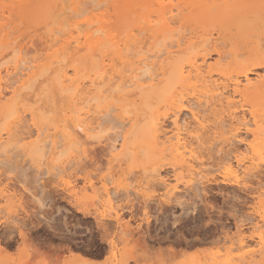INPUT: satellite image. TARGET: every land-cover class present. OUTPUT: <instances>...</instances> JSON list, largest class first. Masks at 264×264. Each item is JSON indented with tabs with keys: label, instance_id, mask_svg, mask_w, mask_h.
Wrapping results in <instances>:
<instances>
[{
	"label": "bare ground",
	"instance_id": "bare-ground-1",
	"mask_svg": "<svg viewBox=\"0 0 264 264\" xmlns=\"http://www.w3.org/2000/svg\"><path fill=\"white\" fill-rule=\"evenodd\" d=\"M9 1L13 3L19 2L17 4L20 5L24 0ZM115 1L118 3L120 0ZM103 2L101 1L98 3L96 0H90V2L88 0H73L72 10L70 9L71 7H69V9L65 8L68 4L65 2L63 10L65 12L61 10L63 13H58L56 16L57 19H59V16L63 17L65 13L67 14V11L69 13L73 12L70 14L68 13L71 15L70 18H72V16L81 18L76 20L73 24H70V29L68 30V28H66V33L64 30L62 31V29L59 30V28L56 30V26L54 31L51 30L52 33L48 35V39H45L46 42L42 45L44 46V44H46L45 48L43 47L46 55L33 53L35 52L33 49L32 52L24 45L18 44V46L15 44L17 45L15 46L14 41L8 40L10 36H4L5 38L3 43H0V48L5 47L4 50L10 49L6 55H9V53H11V55L9 58L5 57L0 62V117L2 116L0 118V167H3L5 161H8L7 159L4 160L3 157L6 158V155L8 156L12 151L14 152L15 148L20 150L21 147L23 148L22 150H26V155H29L27 158L32 159L33 163L35 161L39 162L40 165H42L41 162H46L45 158L49 155L47 159L53 164L49 169L54 170L53 172L57 170L53 176L61 175L62 177L68 178L67 181L66 179L65 181L68 188L67 192H69L71 198L73 197L77 200L79 197L78 193H81L80 195L83 196V198H87L96 204V211H98L100 219H105L107 217L112 218L113 221L116 222L117 228L125 229L122 232H124V234L127 233V235L131 233V229L129 232L126 229L129 223L124 221L123 212L125 203L122 204V201L134 194L136 197L144 199L146 201L145 203H147L148 200L156 198L158 195H153L155 190H157H154V184L156 187L163 190L157 197L161 199L162 203L163 201L169 203L176 199L178 194L180 195L183 188L189 189L196 187L197 184L201 185L210 181L215 171L218 172L223 182L242 187L248 186L252 181L251 178L255 176L260 177V173L262 174V172H264V156H262V153H264V72L262 73L258 70L260 69L261 71L262 69L264 71V36H260L262 34L261 29L263 30L264 27L262 28V24L260 25V29L258 28L260 26L257 27L258 31H260V35L255 36L256 40H253V42L251 40L253 44L252 47L249 48L247 46L248 49H250L248 57L242 54L245 50H242L243 52L241 51V54H236L232 49L228 48L227 42L224 43L213 38L214 35L211 32L205 33V36L204 34H193L190 31L191 33L189 32L188 34L187 32V35L186 32L184 33L186 30H181L182 24H179L184 16V11L190 10L192 12L196 10L197 13H203L205 9L207 10L217 6L218 8H224V11L227 13L234 8L241 9V5H251L254 1L127 0L124 2L127 5L125 8L136 6L137 9L140 8L144 10L141 15V21L145 23L143 26L136 28L138 33L133 31L128 37H121L119 31L112 26L111 20L114 16L112 13L109 14L107 9L108 5L106 8L102 7V5L105 6ZM219 4H222V6L219 7ZM22 5H24V3ZM20 7L21 6H19V8ZM51 10L53 9H50V13ZM217 10L218 9L215 11ZM4 13V11L3 13L0 12V35H2L4 30L3 27L8 25L1 23V21L5 20V17L8 16V14L4 16ZM50 13L47 14L50 15ZM51 14L53 17V13ZM206 15H208L207 12ZM193 16L195 17L197 15L194 14ZM65 17L67 19L68 16ZM53 18L52 23H54L55 20V17ZM196 18L197 17H195V19ZM63 19L62 21L64 23H62V21L61 23L68 27L65 19ZM244 21L245 20H243V22ZM19 23L21 24L20 21ZM144 30H150V33L152 31L155 35H163L162 38H164L165 35L166 39H161V41L159 39L154 47L155 49L144 50L141 46V38L143 37H139ZM251 37L254 39V36ZM167 39L171 40H168L169 42L167 43L165 42ZM37 41L40 42L39 39ZM198 41L201 44L196 48ZM34 45L38 48L42 47L40 46L41 44L36 46L35 43ZM109 45H111V47H116L115 52L109 50ZM103 46L105 49H103ZM30 47L33 48L32 46ZM41 49L42 48L37 49L36 51H42ZM195 49L199 51L193 54L192 57H187V60L180 63L178 61L177 65V62L173 65V67H175L174 69H172L173 67L170 69L172 71L171 75H165L166 79L167 75L170 76L168 78L169 81H167L169 83H165L167 84L166 86H161L162 79H160L159 76L162 72H157L156 69H161V64L163 62L162 56L164 54L170 56V54L175 52H177L178 55L184 54L185 52H191L192 54L193 51H196ZM99 50L103 51L102 55L97 57L94 61V65H96L97 69L93 72V69L91 70L89 68V71H92V73H86V78L82 77L81 79V77H78L82 74H79L80 71L74 64L72 65L74 62L76 63L78 52L85 51L93 56ZM30 51L32 53L30 55L34 54V56L39 57H33V59L30 57L32 60L29 59V57L27 58V56H30L27 55ZM41 53L39 52V54ZM191 54L187 55L190 56ZM44 59H47L48 62L41 67V62ZM68 60L70 61V65H66ZM118 63L121 66L128 65V69L126 67L124 68V66L118 69L119 65L116 67ZM229 64H232V67H229ZM68 66H72V68H70L71 70ZM235 66L236 69L234 68ZM39 67L41 69L38 74L34 69ZM237 68H240V72H237ZM49 70L53 71L50 77L51 87L60 97L65 99L63 101L66 102V109H64L63 112L68 110L64 115L61 114L56 116L57 122H64V129L60 133L62 139L50 136L45 137L47 131H50L49 124H51L46 122L48 121L46 120L47 114L45 116V113L42 112L45 108L40 109L41 107H39L40 112H42L40 113L41 118L42 120L44 119L48 125L45 123V126H41L42 120L41 122H34L36 120H33L36 119L35 111L37 108L28 109L27 107L25 109L24 102L21 103L20 101L21 92L33 88L36 80L45 75ZM170 70L168 73H170ZM70 71L74 74L71 75ZM135 89L139 91V95L147 92V90L150 93L152 91L150 89H160L159 91H161V93L160 95H155V97L160 96L157 98L158 100L154 98L157 101L155 104L153 102L150 106L148 105L149 107H146V109L149 110L147 112L151 113L149 117L144 119L145 121L139 123L136 127H134L135 124L133 122V128L131 130L123 134H121L122 131H120V135L115 134L114 131L117 129L116 126L119 128L123 127L128 124V121L124 122L125 120H120V122H118L115 119L118 124L115 122V124L112 125V122L114 123V116L110 114L116 107L115 104H112L111 100L116 94L126 98L128 95L132 94ZM157 91L158 90H156V92ZM149 93L147 92L146 95ZM40 95L42 96L41 92ZM127 98L129 99L130 97ZM23 99L25 98L23 97ZM114 101H117L116 103L118 104L119 100L114 99ZM19 103H21V107H18ZM35 103H33V105L31 103L30 106H34ZM147 104L146 102L145 105ZM70 105L71 110H69ZM5 106H8L9 110L2 115V109ZM126 107L128 108L129 106ZM126 107L123 108L124 111L122 112L125 115L131 114ZM164 107L165 109L166 107H170L171 112L169 110L168 113H162L161 110ZM51 110L49 111L50 113ZM54 110L55 109H53V112ZM27 111L31 116L30 119L33 120L31 124L33 128H30L29 131L27 130L28 132L24 131V129L23 131L21 130V127L27 122V118H29V115L27 116ZM142 115L144 116L145 114L143 113ZM51 122H53V120ZM107 123L108 126L106 125ZM54 124L58 126L57 128L61 127L58 125L59 123ZM114 127L116 129L112 134L109 131ZM109 133L110 137L107 136ZM111 134L116 136L113 137ZM138 136L140 137L139 141L143 144V148L141 147L142 150L140 149L143 156L147 159L149 157L156 158L158 161L162 160L158 168L161 169V167L169 165L171 166L169 170L172 171V175L164 176L157 167V169L153 168L151 170L147 168L141 169L139 174L131 169L133 174L132 177L135 176L134 173L140 175L141 172L140 178L137 176L134 181L129 178L134 184L128 181L129 184L126 186L124 185V191L126 193L123 191L124 195H122L121 190L123 186L113 181V174L116 172V169L118 170L122 165H125L124 162L127 159L131 160L133 157H136V152L129 146V143H131L130 141L133 143V139L137 142ZM119 138H122L123 142L118 145ZM63 141H67L68 145L64 146ZM104 143L106 145L105 151L107 150L106 153L103 151L107 154L104 156L109 158V163L115 162L112 163L113 165L110 167L106 164V168H110L106 174L98 175L95 169L94 172L97 173L86 175L80 182L82 183L80 185L76 176L73 175L72 170L76 169L78 165H83L82 162H85V159L92 156L91 152H93V147H95L96 144ZM237 143H240V146L243 145L244 148H237ZM215 146H220L217 152H224V155L221 156L222 154L219 155L217 153L221 157L219 159L215 158L220 161L216 163L215 160L216 165L214 169L210 166L212 163L207 165L204 151L215 150ZM212 152L214 151L212 150L211 154ZM25 153L22 155L24 156ZM95 153L93 152L92 154L95 155ZM100 153L101 152H99V154ZM97 156L95 155L93 158ZM213 156L211 155L208 157L206 154L207 159L209 158L208 161L211 160L210 158L213 159ZM13 157L14 156H12V159L14 160ZM96 159H98V157ZM24 160L26 161V158ZM11 162L12 161H9V164ZM13 162H15V160ZM128 162L126 164L127 166ZM9 164L7 162V168ZM84 164L86 165V163ZM100 164L102 165V162ZM100 164L98 166H100ZM207 166L213 169H208ZM10 167L12 168V165ZM100 168H102V166L98 169L100 170ZM6 169H4L6 172L2 171L4 174L11 170ZM169 170L167 171L170 172ZM48 172H50V175L52 174L51 170ZM1 175L2 173L0 172V176ZM44 175H46V173ZM8 178L9 177L5 176L3 179H0V183L3 182L2 180H8ZM259 179L261 181L258 182V180H256L258 182L256 184L257 186L254 187L252 191L254 192V198L259 199V201L264 204V182L262 181L264 179ZM10 182H7L5 187L2 186L4 188L1 190V225H4L9 220H12V222L9 221L11 223L17 221L15 219L18 215L15 217L13 211L9 209L7 205L9 203L16 204L23 201L24 193L20 191L22 186L20 190H17L20 186L15 188ZM194 189L195 188H193V190ZM26 191L28 192V190ZM138 198L137 201H139ZM181 198L179 196L178 199L180 200ZM129 199L132 200V198ZM3 203L4 205H2ZM139 204L142 206L143 203ZM144 214V216L147 215L145 218L146 220L150 218L148 212L144 211ZM250 216L253 217L252 214H250ZM256 216L257 217L253 221L252 218L249 217L248 219L245 218L241 220L239 224H236L237 235L233 237L230 236L228 239L225 237L226 239L224 242L229 243V246L222 247L225 249L224 253H222V248L219 247L220 250L215 253L204 256L203 258L200 257L201 259L198 260L192 258L193 260H188L187 264H255L256 261L259 260L258 258L264 256V211L258 213ZM249 231L251 232L248 233ZM129 239L130 238L126 236L122 240L124 243L126 242V246L130 243ZM110 243L111 249L115 250L116 243L114 240ZM87 262L85 263L88 264Z\"/></svg>",
	"mask_w": 264,
	"mask_h": 264
},
{
	"label": "rangeland",
	"instance_id": "rangeland-1",
	"mask_svg": "<svg viewBox=\"0 0 264 264\" xmlns=\"http://www.w3.org/2000/svg\"><path fill=\"white\" fill-rule=\"evenodd\" d=\"M88 1L90 2V0ZM96 1L98 3L101 1L102 2L107 1L106 2L107 4L103 2L105 6L102 5V7L106 8L107 5L109 6V7L107 6L109 14L112 13L114 16L113 17L114 19L112 18L111 20L112 26L119 31L121 37L123 36L128 37L131 34V32L137 30L136 28L143 26L145 24L144 22L141 21V15L144 12V10L140 8L137 9L136 6L125 8L127 5L124 2L127 0H120L118 1V3H116L115 0H96ZM253 1L254 3L251 4L252 5L251 7H242L241 9L234 8L233 10L227 13L224 11V8L222 9L221 7L222 4L218 5L221 8H218L217 6L214 8L209 7L210 9L207 10L205 9L204 10L205 12L203 13H197L196 10H193L192 12L190 10H189L190 12L184 11L183 13L184 16L179 23L180 25L182 24L181 30L183 29L186 30V31L183 30L184 33L186 32V34L187 32L189 34V32L191 31L193 34L194 33L200 35L204 34L205 36H206L205 33L211 32L214 35L213 38L218 39L219 41L224 43L227 42L228 48L232 49V51H234L236 54L238 53L241 54L245 50L244 53L242 54L248 56L250 50L248 49V47L249 48L252 47L253 40H256L255 36L260 35L259 34L260 31H258V28L260 29L261 26L262 28L264 27L263 26L264 12H262L260 8V0H253ZM65 2L68 3L66 6L64 4ZM17 3L19 2L13 3L9 0H0V12L3 13L4 11L5 12L4 16L8 14V16L5 17V20L1 21V23H4V25L6 24L8 25L5 26L7 28L3 27L4 30L2 32V35H0V43H3L4 38L8 35L10 36L8 40L14 41L15 42L14 45L15 44L24 45L26 46V48L28 47L27 48L28 50L32 51L33 49V51L35 52L33 51L32 52L36 54L38 53V55H42V54L46 55V53H44L45 50H43V47L45 48L46 44H44V46L42 45L43 43L46 42L45 39H48V35L52 33L51 30L54 31L55 26L57 27L56 30L59 28V30L62 29V31L64 30L65 32L66 28H68V30L70 29V24H73L76 20L81 18L76 16H75L76 18L74 16H72V18L74 17L73 19L70 18L71 15L69 14L73 12L69 13L68 11L67 14L65 13L63 17L59 16L58 17L59 19H57L56 17L58 13L65 12L63 11L64 6L65 8L68 9L69 7H71L70 9L72 10L73 0H71V2L70 0H55V1L54 0H26V1L24 0L22 3L20 2L21 3L20 5ZM23 3L24 5H22ZM19 6L21 7L19 8ZM49 8L53 9L51 10V13H53V17H55L54 23H52L54 18L51 16L52 14L50 13ZM216 9L218 10L215 11ZM193 12L194 14L197 15L195 16L197 17L196 19L193 16L194 15ZM206 12L209 16L206 15ZM47 13L48 14L50 13V15H48ZM65 16H68L67 19ZM63 18L65 19V22L67 23L68 27L62 24L64 23L62 21ZM68 18H70L71 20ZM56 20L59 21L57 22ZM243 20L245 21L243 22ZM19 21L21 22V24L19 23ZM26 22L28 23V25ZM254 29L256 30V32ZM11 31H13L14 33ZM137 31L135 33H138ZM261 33L262 34L260 36L261 37L264 36V29L263 30L261 29ZM142 34L139 37L140 38L141 36L143 37L141 38V42H142L141 46L143 47L144 50H153L155 49L154 47L157 41H159V39L160 41L161 39L162 40L166 39L165 35L164 38H162L163 35H155L152 31L150 33V30H146V31L144 30ZM251 36H254V39ZM38 39L40 40L41 43L37 41ZM168 40L170 41L171 39H167L166 41L165 40L164 41L168 43L169 42ZM35 43L36 46L41 44L40 46L42 47L39 48L35 47L34 45ZM197 44L198 45L196 48H198V46L201 43L198 41ZM30 46H32L33 48H31ZM40 48H42L41 49L42 51L40 50L38 51L40 53L42 52L41 54H39V52L36 51L37 49ZM108 48L111 52L112 51L115 52L116 50L115 46L111 47V45H109ZM4 49L5 47L0 48V62L5 57L9 58L11 55V53H9V55H6L8 54V51L10 49L9 50L8 49L4 50ZM103 49H105L104 46ZM31 51L27 55L32 54ZM102 51L103 50L97 51L96 54L93 56L85 51L78 52L76 56L77 58L76 63L74 61H73L74 63H72V65L74 64V66H76V68L80 71L79 74H82V75L78 74L79 75L78 77H81V79L82 77L86 78L87 76L86 73L89 74L92 73V71H89L90 69L91 70L93 69V72L97 69L96 65H94V61L97 59V57H100L102 55ZM197 51L199 50L197 49L195 52L193 51L192 54L191 52L188 53L185 52L184 54L182 53L181 55L180 54L178 55V53L175 52L170 54V56L164 54L162 56L163 62L161 64V69L160 70L158 68L156 69L157 72H162L160 73L159 76L160 79H162L161 86H166L167 84L165 83H169L167 81H169L168 78L170 76L168 75L166 76L168 79L167 80L165 78V75L166 74L171 75L172 71L170 69L173 67V65H175L176 62L177 65L178 61L180 63L187 60V57L188 58L192 57V55L197 53ZM187 54H191V55L189 56ZM28 57L29 59H31L30 57H32L33 59V57L35 58L36 56H34L33 54L27 56V58ZM38 57L39 56H37L36 58ZM47 62H48L47 59L42 60L41 67L44 66V64H46ZM66 65H70L69 60L68 62H66ZM118 65L119 63L116 65V67ZM231 65L229 64V67H232ZM122 66L119 65L118 69H121ZM125 67L128 69V65L124 66V68ZM174 67L172 69H174ZM68 68L70 69L72 68V66H68ZM234 68L236 69V66ZM40 69L41 68L39 67V68H35L34 70H36V72L39 74ZM169 70L170 73H168ZM258 71L262 73L264 72L262 69L261 71L260 69ZM52 72L53 71L49 70L45 75L38 78L35 82L36 84L34 83L33 88L23 90L21 92L20 101L21 103L24 102L25 109L27 107L28 109L37 108V110L35 111L36 119H33L36 121L34 122H41L42 118L40 113L44 112L45 114L44 113L43 114L45 116L47 114L46 120L48 121L46 122L51 124H49L50 128L48 127L50 131H47L45 137L50 136L53 138L56 137L57 139H62L60 133L64 129L63 127L64 122H57L56 116L61 114L64 115L68 110H65V112H63V110L66 109L65 106L66 102L63 101L65 99L60 97L51 87L50 77ZM237 72H240V68L239 69L237 68ZM70 74L72 75L74 73L70 71ZM150 90H152L151 91L152 93L151 92L149 93V91L147 90V92L149 93L148 95H146L147 92L139 95V91L135 89V91H133L132 94L127 96L130 97L129 99L127 97L126 98L120 97V95L118 94L115 95V97L111 100L112 104H115L116 107L110 114L114 116V120H113L114 123L112 122V125L115 124V122L117 121L120 122V120L121 121L125 120L124 122L128 121L127 122L128 124L120 128L116 126L117 129L114 127L111 131H109L110 133L113 134L115 132V134L120 135V131H122L121 134H123L124 132L131 130L133 128L132 126L133 122L135 124L134 127H136L137 125H139V123L145 121L144 120L145 118L149 117L151 112L148 113L147 111L149 110L146 109V107L148 105L150 106L151 103L153 104V102L155 104L157 102L156 99L160 97V96L155 97V95L158 94L160 95L161 93V91H159L160 89H156L158 90L157 92L155 89H150ZM40 92L42 96L40 95ZM23 97L25 99H23ZM114 99L115 100L118 99L119 101L120 100L121 101L120 102L118 101L117 104L116 103L117 101L115 102ZM30 102L32 103V105L33 103L35 102L36 103L34 104V106H30L31 105ZM146 102L148 103L147 105H145ZM21 103L18 104V107L22 106ZM126 106L129 107L127 108ZM6 107L8 106H5L2 109V115H4L9 110V107L8 108ZM39 107H41L40 109H44V108L45 109L43 111L41 110L42 112H40ZM125 107L127 110L131 112L132 115L129 113H127L129 115H125L122 112L124 111L123 108ZM53 109H55L54 112ZM164 109L165 107L162 108L161 112L168 113L170 107L169 108L166 107V109L165 110ZM50 110L51 113L49 112ZM69 110H71V105L69 107ZM142 111L145 114L144 116L142 115L143 114ZM28 115L29 114L27 111V116ZM28 117H29L27 118L28 120L26 119L27 122L24 123L23 127H21L22 131L24 129V131L28 132L30 128L31 129L33 128L31 127L33 120L30 119L31 118L30 115ZM50 120L51 121L53 120V122H51ZM46 122L43 119L41 122L42 124L40 123L41 126H45ZM28 123L30 124V126ZM54 123H59L58 125L61 127L57 128L58 126L55 125ZM46 125L48 124L46 123ZM106 125L108 126V123ZM24 126L25 128L26 127L27 128L25 129ZM110 133L107 136H109ZM139 138L140 137L138 136L137 142H135L133 139L134 144L132 143V141H130L131 143H129V146L135 150L134 152H136V157H133L131 160L127 159L125 161L126 163L124 162L125 165H122V167L120 169L118 168V170L116 169L117 173L115 172L113 174V178H112L113 181L116 184L123 186L121 190L122 195H124L123 194L124 187L127 184H129L128 181L131 180L134 181L137 176L140 178L141 172L140 175H136L134 173L135 176L132 177L133 175L132 170H134L136 173L138 172L139 174V171L141 169L142 170L146 168L150 170L153 168L157 169L159 167V164H161L162 162V160L158 161V159L156 158L148 157L147 159L146 157L143 156V154L140 152L143 148V144L141 141H139ZM118 141L119 142L117 144L119 145V143L123 142V139L119 138ZM63 142H64V146L68 145L67 141H63ZM105 146H106L105 143L96 144L95 145L96 148L93 147L94 148L93 152L97 153V154L95 153V155L96 156L98 155L97 156L98 159H96L97 157L93 158V156L95 155L92 154L93 152H91L92 156L85 159V162L84 161L82 162L83 165L82 164L81 165L83 167L81 165L80 166L78 165L76 169L72 170L73 175L76 176L80 185L82 184L80 182L83 180V178L86 175L95 173L94 172L95 169L97 170L98 173L97 172L96 173L98 175L106 174V172L110 170V168L109 169L106 168V164L108 167H110L111 165H113L112 163H114L115 161H113L112 163L108 162L109 158L107 156H104L107 155L105 154L107 151V150L105 151L106 148ZM235 146L233 147L234 148L237 147L239 149L244 148L243 145L240 146V143L236 147ZM215 147H214L215 150L212 149L214 151L212 152V154H211L212 150L211 151L207 150L206 152L204 151L205 159L207 160L206 161L207 165H210L212 163L210 166H212L213 168L215 167L216 163L220 161L216 159H219L221 156L224 155V152L223 153L217 152L220 146H215ZM22 149L23 148L21 147L20 150L15 148L14 152L16 153L12 151L11 154H8V156L6 155V158L3 157L4 160L7 159L8 161H5L3 167H0V172L2 173L0 179H3L5 176L9 177L8 178L9 181L2 180L3 182L0 183V188L2 186L5 187L6 183L7 182L9 183L11 181L10 183H12L15 188L20 186L19 188H17V190L18 189L20 190L22 186L20 191L24 193L23 201H21L20 203L18 202L19 205L18 203L16 204L9 203L7 205V207L13 211L15 217L18 215L15 220L19 222L15 221L11 223L12 220H9L11 222L8 221L4 225L0 224V260H1L0 264L1 263L2 264H86L85 262L87 261H89L87 262L88 264H93V263H97V264H124V263L125 264L126 263L127 264H184L185 263L187 264L188 260L190 259L193 260L192 258L198 260L203 258L204 256H207L209 254L215 253L216 251L220 250L219 247L221 248L224 246L228 247L229 243H225L224 241L226 238L227 239L230 238V236L233 237L237 235L236 224L237 223L239 224L241 220H244L245 218L248 219L249 217L252 218L253 221L257 217L256 215H258V213L264 211L263 208L264 204H262L259 201V199L254 198V192L252 191L254 190V187L257 186L256 184L261 181L259 178L264 179V172H262V174L260 173L259 175L260 177L255 176L251 178L252 181L250 180L251 182L248 186L242 187V186H237L234 184L223 182L218 172L215 171V173L212 172L213 175L211 174L212 179L210 181L201 185L197 184L196 187H192L189 189L183 188L184 191L182 190V192H180V195L178 194L177 196L178 198L179 196L180 198L182 197L180 200L176 197L177 200L174 199L172 200L173 202L170 201L169 203L168 202L166 203L163 201L162 203L161 199L157 196L161 194L163 190L161 188L156 187L155 184H154V190L155 189L157 190H155L154 192L155 194L153 193V195L155 196L157 194L158 195L156 196V198L148 200L147 203H145L146 201L144 199L138 198L134 194H132V196L130 197H127L128 200L125 199L126 201L125 200L122 201V204L125 203L124 205L125 209L123 212L125 218L124 221L126 223H129L127 226L128 228L126 227V229L128 230V232L131 229L130 230L131 233L127 235V233L124 234V232H122L125 229L117 228L116 222L113 221L112 218L107 217L105 219L102 218L100 219L99 218L100 216H98V211H96V207H97L96 204L87 198H83V196L80 195L81 193H78L79 197L77 198V200L73 197L71 198V195H69V192H67L68 188L66 186V181L68 178L62 177L61 175L53 176V174L56 173L57 170L53 172L54 170L49 169L53 166V164L49 162V159H47L49 155H47L45 158L46 159L45 161L47 163L43 161V163L41 162L42 165H40L39 162L35 161L33 163L32 159L27 158L29 157V155H26L27 154V152L25 153L26 150H22ZM18 152L20 153V155ZM99 152L101 153L99 154ZM24 153L26 156L22 155ZM217 153L219 155L221 154L222 155L219 156ZM206 154L208 157L214 155L213 156L214 158L213 159L210 158L211 160L208 161L209 158L207 159ZM11 155L14 156L13 158L15 162H13L14 160L12 159ZM100 155L103 157H101ZM25 158L26 161L24 160ZM9 161L12 162L9 164ZM94 161H96L97 163ZM7 162L9 164L7 165L8 168L6 167ZM101 162L102 165L100 164ZM127 162H128V166L126 165ZM84 163H86V165ZM13 164L15 165V167ZM99 164L100 166H102V168H100L101 171L98 169L100 167L98 166ZM11 165L12 168L10 167ZM43 166L46 168H44ZM212 167L207 166L208 169L210 168L213 169ZM4 169L6 170L11 169L9 170L11 172L8 171L7 173L4 174L3 173L5 171ZM158 169L162 172L164 176L172 175V171L169 170L171 169V166L169 165L163 166L161 167V169L160 168ZM50 170L52 173L51 175L50 172H48ZM167 170H169L171 173L168 172ZM166 172L169 174H167ZM45 173L46 175H44ZM128 173L130 174V176ZM129 178H131V180H129ZM256 180H258V182ZM133 181H131V183H133ZM262 181L264 182V180ZM4 187L0 189V197H1V190ZM193 188L195 189L193 190ZM25 189L28 190V192ZM124 193L126 192L124 191ZM133 197H135L136 200ZM129 198H132V200ZM137 198L139 199V201H137ZM155 201H160L161 203ZM138 202L143 203L142 206L144 205V203L145 205L147 204L146 205L147 207L145 205L142 207L141 204H139ZM2 205H4V203ZM144 211L148 212V216L150 217L148 218L149 220L145 219L147 215L144 216L145 215ZM250 214H252L253 217H251ZM7 223L10 225H8ZM250 232L251 231H249L248 233ZM126 236L130 238L129 239L130 243L128 245L129 247L126 246L125 244L126 242L124 243L122 241ZM113 240L116 243L115 250L111 249L110 242L111 241L113 242ZM221 250L222 253L225 252V249L222 248ZM258 259H259L257 260L258 262L256 261L255 264H264V256Z\"/></svg>",
	"mask_w": 264,
	"mask_h": 264
},
{
	"label": "snow or ice",
	"instance_id": "snow-or-ice-1",
	"mask_svg": "<svg viewBox=\"0 0 264 264\" xmlns=\"http://www.w3.org/2000/svg\"><path fill=\"white\" fill-rule=\"evenodd\" d=\"M241 6L242 7H251L252 5H241ZM260 8H261L262 12H264V0H260ZM262 156H264V153H262Z\"/></svg>",
	"mask_w": 264,
	"mask_h": 264
}]
</instances>
